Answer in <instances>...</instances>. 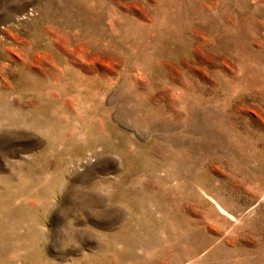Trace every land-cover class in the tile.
Segmentation results:
<instances>
[{
	"label": "rangeland",
	"instance_id": "rangeland-1",
	"mask_svg": "<svg viewBox=\"0 0 264 264\" xmlns=\"http://www.w3.org/2000/svg\"><path fill=\"white\" fill-rule=\"evenodd\" d=\"M0 264H264V0H0Z\"/></svg>",
	"mask_w": 264,
	"mask_h": 264
}]
</instances>
